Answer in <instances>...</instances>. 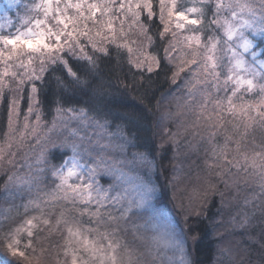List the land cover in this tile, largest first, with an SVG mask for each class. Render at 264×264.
Instances as JSON below:
<instances>
[{
    "label": "snow or ice",
    "instance_id": "obj_1",
    "mask_svg": "<svg viewBox=\"0 0 264 264\" xmlns=\"http://www.w3.org/2000/svg\"><path fill=\"white\" fill-rule=\"evenodd\" d=\"M197 3L156 0L154 9L153 0H6L0 9V199H23L12 209L22 208L25 217L5 214L0 223V247L10 256L30 261L26 252L35 253L33 242L43 239L56 252L55 264H195L192 252L208 236L199 227L209 221L206 212L189 206L181 224L162 225L152 205L158 186L140 175L155 169L180 131L166 126L165 139L154 145L141 135L147 129L129 127L136 121L111 107L118 100L90 91L101 56L126 50L137 70L160 69L156 55L137 49L132 56L133 32L152 44L153 18L162 25L161 39L171 34L164 59L179 61L169 81L182 90L177 112L191 117L183 131L206 133L205 203L212 195L223 203L226 191L236 199L243 189L252 212L239 226H248L257 212L264 217V0ZM186 28L187 51L173 57L177 31ZM46 75L59 90L51 101ZM73 91L90 96L89 108L66 106ZM121 119L127 124L116 122ZM60 205L71 209L53 214ZM73 209L77 215L67 216ZM220 255L222 264H252L231 249Z\"/></svg>",
    "mask_w": 264,
    "mask_h": 264
},
{
    "label": "trees",
    "instance_id": "obj_2",
    "mask_svg": "<svg viewBox=\"0 0 264 264\" xmlns=\"http://www.w3.org/2000/svg\"><path fill=\"white\" fill-rule=\"evenodd\" d=\"M6 0H0V8L5 6ZM154 9L156 0H153ZM15 19V12L11 13ZM211 12L206 17L205 22L210 18ZM153 27L149 29V35L153 42L150 46L143 36L133 32L131 39L136 43L131 46L134 49L133 58L138 55L137 49L145 54L156 55L160 58V69H155L152 73L143 70H137L128 63V53L121 50V55L115 53L110 57L101 56L97 61V68L93 77L89 79L93 83V89L107 93L106 99H115L120 105H112L121 117H132L136 123L128 125L129 127L147 129L141 133L142 137H148L156 145L165 139L163 130L167 126L172 131H180L177 137V144H165L161 158L157 159L156 167L153 170H140V175L145 178L150 177L158 186V192L152 201L153 207L159 212L161 224L179 225L183 222V214L189 206L199 207L206 212L209 221L201 224L200 234L208 233L204 243L197 246L192 252L195 264H222L224 257L220 255L222 249H231L234 253L244 256L245 260H250L252 264H264V252L261 251V245L264 244V217L259 212L252 217L250 224L245 227L239 226V221L243 214L251 215V207L244 205V200L249 196V191L241 190L238 197L233 199L231 191H226L221 202L219 195H212L210 202L205 203L204 183L209 177L204 171L205 149L209 145L201 139L206 133L200 130V135H191L183 131V124H187L191 119L183 111L177 112V100L182 96V90L176 89L171 84L169 77L175 64L179 61L173 59L166 61L164 59V49L168 48L171 34L167 33L161 39L158 32L162 30V25L153 18ZM203 27V25H201ZM175 30V29H173ZM206 34V33H205ZM183 32L177 31L175 38L176 48L171 51V56L177 57L181 51H187L182 42ZM159 73V74H157ZM56 75H60L57 73ZM183 77V74H181ZM45 94L48 101H51L59 91L54 79L45 77ZM186 91V90H184ZM252 97L246 96L245 99ZM91 98L79 91H73L67 96L66 106L89 108ZM173 114V119L169 120V114ZM51 112L45 109V120L51 119ZM117 123L127 124V121L121 119ZM230 130V125L228 126ZM4 128V121L0 116V133ZM114 130V129H113ZM217 140L222 142V133L217 136ZM143 143V140L140 141ZM154 150V149H153ZM133 151H144V148L130 149L129 155ZM199 176V178H198ZM175 182H173V178ZM214 181V175L211 177ZM105 186L109 183L108 178L101 180ZM2 184V181H0ZM24 203V200L17 198L14 201L0 199V223H3L4 215L8 214L16 221L24 219L22 208L12 209ZM64 208L71 209L70 205H60L53 214H58ZM11 209V211H10ZM48 210H46V213ZM30 215H39L30 210ZM67 216H76V211L70 210ZM146 219V217H145ZM83 220L86 222L87 217ZM140 223H144L141 220ZM2 231V230H0ZM148 233L147 235H151ZM131 240V236L128 237ZM139 243V242H137ZM35 253L26 252L30 256V261H22L19 257H12L7 250L0 247V264H55L56 252L51 246V242L41 239L40 243L33 242ZM247 250V254H245ZM171 255V253H169ZM38 258V260L36 259Z\"/></svg>",
    "mask_w": 264,
    "mask_h": 264
},
{
    "label": "rangeland",
    "instance_id": "obj_3",
    "mask_svg": "<svg viewBox=\"0 0 264 264\" xmlns=\"http://www.w3.org/2000/svg\"><path fill=\"white\" fill-rule=\"evenodd\" d=\"M178 4H182L185 7L199 6L197 0H178ZM181 31L183 32V36L189 34L187 28Z\"/></svg>",
    "mask_w": 264,
    "mask_h": 264
}]
</instances>
